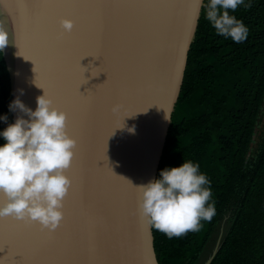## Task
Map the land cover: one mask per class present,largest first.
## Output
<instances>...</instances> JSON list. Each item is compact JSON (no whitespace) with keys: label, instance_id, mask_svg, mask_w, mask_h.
Returning <instances> with one entry per match:
<instances>
[{"label":"water","instance_id":"obj_1","mask_svg":"<svg viewBox=\"0 0 264 264\" xmlns=\"http://www.w3.org/2000/svg\"><path fill=\"white\" fill-rule=\"evenodd\" d=\"M20 2L0 0V26L10 42L1 50L11 99L18 95L34 108L36 95L44 89L64 109L67 131L76 138L65 170L72 189L62 201L63 216L52 231L36 224L26 227L44 241L28 253V264H159L134 185L156 177L204 0H190L194 8L186 24L184 10L167 6L175 0H94L104 6L89 12L57 8L25 28L8 7ZM60 16L72 18L70 30L59 24ZM18 30L37 62L36 75L32 60L15 44ZM86 44L104 50L109 76L91 97L77 91L74 70L76 54ZM99 63L91 55L80 58L88 77L79 85L81 92L106 78L104 71L91 75ZM149 100L156 104L125 115L124 127H115L125 112ZM115 103L121 105L118 114L111 111ZM17 112L11 110V120ZM6 251L0 249V255Z\"/></svg>","mask_w":264,"mask_h":264},{"label":"trees","instance_id":"obj_2","mask_svg":"<svg viewBox=\"0 0 264 264\" xmlns=\"http://www.w3.org/2000/svg\"><path fill=\"white\" fill-rule=\"evenodd\" d=\"M206 2L156 176L165 165L196 162L210 181L215 212L178 236L151 226L153 245L159 264H203L216 242L208 264H264V0L228 10L247 26L240 41L214 30L204 15ZM10 100L0 49V113L8 121ZM5 123L0 120V128Z\"/></svg>","mask_w":264,"mask_h":264},{"label":"clouds","instance_id":"obj_3","mask_svg":"<svg viewBox=\"0 0 264 264\" xmlns=\"http://www.w3.org/2000/svg\"><path fill=\"white\" fill-rule=\"evenodd\" d=\"M238 4L249 6L244 0H207L204 5V15L214 30L235 41L243 40L248 32L243 21L228 11ZM59 24L68 31L73 20L60 16ZM9 43L6 28L0 26V49ZM8 108L18 112L11 121L7 113H0V120L6 121L0 128V216L34 220L54 229L63 216L62 201L70 184L65 169L71 163L76 138L67 131L64 109L44 89L36 95L34 108L18 95L8 102ZM111 111L120 113L121 105L113 104ZM115 127H124L123 119ZM133 130L129 125L128 131ZM209 183L190 159L165 165L158 176L134 185L140 196V213L168 236L195 231L201 220L210 219L215 212Z\"/></svg>","mask_w":264,"mask_h":264},{"label":"snow or ice","instance_id":"obj_4","mask_svg":"<svg viewBox=\"0 0 264 264\" xmlns=\"http://www.w3.org/2000/svg\"><path fill=\"white\" fill-rule=\"evenodd\" d=\"M103 6V3H96L94 2V0H22V2L20 3L8 5V7H10L24 22V28L28 27L30 23L42 22L51 11L57 8L72 7L80 9L83 12H89L92 10L100 9ZM167 6L184 10L185 16L183 17V23L185 24L187 22L188 15L194 8V5L190 3V0H175L174 3ZM57 35L63 36V33H57ZM15 44H17L18 46H22L23 51H21L20 53L25 58L31 59L33 61V69L36 75L38 73L37 62L35 58L25 50L24 41H22L20 38L19 30L17 32ZM84 55H91L94 58L100 59V63L95 65L96 69L92 72L91 75L94 76L98 72L104 71L106 73V78L103 81L92 85L90 88H87L84 92H81L79 90V85L88 79V77L84 75L85 66L80 64V58ZM105 65L106 55L102 48L90 44L82 46L76 54L74 60L77 91L82 93L86 97H91L92 93L97 90L98 86L102 85L104 81L109 79ZM91 66V61H89L88 70L91 68ZM153 103L156 104V102L154 101H144L139 105L133 106L132 109H130L128 112H125L123 115H131L136 111H144L149 105ZM99 160L104 161L102 165L105 164V160L103 158ZM71 189L72 182L70 178V184L64 194L63 199L69 195ZM32 224L38 225V227L42 231L45 229H47L48 231H52L55 229H48L41 226L34 220L28 221L26 219L17 218L13 215L0 216V249L7 248V251L3 255H0V264H28V253L30 251H35L44 244V241L42 239L25 230L27 226Z\"/></svg>","mask_w":264,"mask_h":264},{"label":"rangeland","instance_id":"obj_5","mask_svg":"<svg viewBox=\"0 0 264 264\" xmlns=\"http://www.w3.org/2000/svg\"><path fill=\"white\" fill-rule=\"evenodd\" d=\"M223 227H225V222H224V220H223V222L221 223V227H220L221 234H222V232H223ZM221 234H219V237H220ZM219 237H218V238H219ZM218 240H219V239H218ZM218 240H217V241H218ZM216 243H217V242H216ZM217 244H218V243H217Z\"/></svg>","mask_w":264,"mask_h":264}]
</instances>
